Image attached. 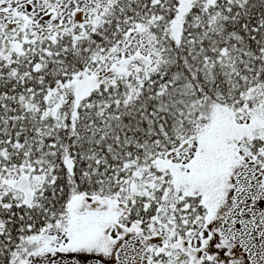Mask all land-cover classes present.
<instances>
[{
	"label": "snow or ice",
	"instance_id": "6c2138e0",
	"mask_svg": "<svg viewBox=\"0 0 264 264\" xmlns=\"http://www.w3.org/2000/svg\"><path fill=\"white\" fill-rule=\"evenodd\" d=\"M0 264H264V0H0Z\"/></svg>",
	"mask_w": 264,
	"mask_h": 264
}]
</instances>
